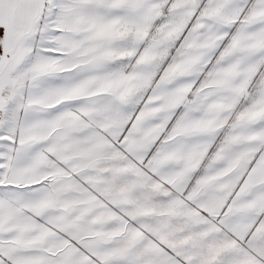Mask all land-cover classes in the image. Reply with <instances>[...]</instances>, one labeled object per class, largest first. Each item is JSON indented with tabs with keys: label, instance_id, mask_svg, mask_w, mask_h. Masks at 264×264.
<instances>
[{
	"label": "snow or ice",
	"instance_id": "1",
	"mask_svg": "<svg viewBox=\"0 0 264 264\" xmlns=\"http://www.w3.org/2000/svg\"><path fill=\"white\" fill-rule=\"evenodd\" d=\"M0 264H264V0H0Z\"/></svg>",
	"mask_w": 264,
	"mask_h": 264
}]
</instances>
